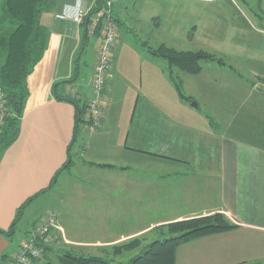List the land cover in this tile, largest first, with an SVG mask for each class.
I'll use <instances>...</instances> for the list:
<instances>
[{"label": "crops", "instance_id": "obj_1", "mask_svg": "<svg viewBox=\"0 0 264 264\" xmlns=\"http://www.w3.org/2000/svg\"><path fill=\"white\" fill-rule=\"evenodd\" d=\"M98 1L53 0L49 10L41 18L42 25L48 31L47 47L28 78L29 96L20 121L19 138L0 154V229L10 228L18 209L26 201L44 191L39 198L49 192L56 174L80 154L87 157L86 163L113 164L117 169L125 168L126 170L117 172L132 176L140 184L148 183L149 192L153 193L158 186V175L153 174L156 167L165 169L170 166V171L159 179L165 180V183L162 182L164 186L172 187L176 195L205 196L204 188L217 184L218 203L215 206L204 208L203 212L190 216H177L172 221L221 212L239 227L180 246L176 264H252L262 260L264 129L233 127V122L221 133L218 127L214 129L211 126L208 119L204 123H195L191 117L195 116V109L199 110V104L195 108L192 106L194 98L188 103L174 94L165 72L166 65L160 63L150 52L147 54L149 59H145V71L139 77V83H144V74L149 79L146 92L140 90L137 94L126 92L125 87L118 89L121 77L117 65L114 66L105 90L102 125L98 129L91 130L87 123L77 125L74 105L59 99L74 97L87 104L92 97L91 79L97 64L99 39L94 38L95 43L91 46L90 38L85 42L84 20L77 23L73 18L79 12L90 14L97 7ZM105 1L118 23L117 44L132 35L134 40L126 39L139 52L143 50L140 51L139 47L142 46L140 42L136 43L135 36L146 39L147 51L150 47L156 49L166 42H160L159 46L150 45V32L154 31L151 29L154 22H157L156 27L159 28L167 26L165 29L170 30L173 35V30L178 31L179 26L174 21L184 15L182 11L174 12L173 0L169 1L170 7L165 13L157 5V0ZM193 1L202 4L220 0ZM60 15H69L70 18L61 19L58 17ZM166 21L168 25H165ZM259 21L264 25L263 17ZM203 26L204 23H198L194 29L198 31ZM257 31L264 33V30ZM218 50L220 48L213 51L220 53ZM238 53L237 50L235 56L242 58L243 54L237 55ZM228 56L229 53L222 52V57L226 59ZM246 59L243 57L242 61ZM203 75L202 71L197 77L201 78ZM253 77L256 82L252 81L251 89L264 97V71L257 66ZM83 78L85 82L82 81ZM158 88L161 90H157ZM247 116L256 122L262 119L260 116L252 117L251 114ZM241 123L246 122L243 119L238 124ZM263 123L262 121L261 126H264ZM108 149H111L110 153H106ZM136 165L142 167L138 168ZM73 166L74 163L61 174ZM85 167L94 168L90 164ZM122 186L125 190V183ZM141 188L132 192L139 196L138 199L144 193H140ZM30 208L32 205L26 208L22 220ZM101 210L105 214L109 207H101ZM124 210L121 208L115 212ZM60 219L57 213L60 225L62 222L66 223L65 219ZM37 221L38 218L18 244H13L10 239L0 235V264L4 255L15 253ZM99 234L100 236L88 241L73 239L72 242L83 247H103L115 242L107 235L105 227ZM60 235L63 234L59 231L53 232L54 241L47 252V258L43 257L39 264H60V257L70 251L57 247L63 244L62 239L55 242ZM124 238L122 235L120 239ZM67 242L71 243L69 240Z\"/></svg>", "mask_w": 264, "mask_h": 264}, {"label": "rangeland", "instance_id": "obj_2", "mask_svg": "<svg viewBox=\"0 0 264 264\" xmlns=\"http://www.w3.org/2000/svg\"><path fill=\"white\" fill-rule=\"evenodd\" d=\"M5 1L0 0V33L5 25L3 22ZM169 1L157 0V5L164 13L170 7ZM173 6L174 12L182 11L184 14L174 21L179 23L178 31L173 30L175 33L171 35L170 30L165 29L167 26L159 28L156 27L157 22H154L151 28L154 31L150 32L151 46L153 44L159 46L160 42H166L161 44L182 51L203 50L218 58H224L222 52L229 53V56L224 58L222 66L218 61L203 62L204 75L201 78L179 74L177 69L174 70L180 75L179 80L184 96L191 100L194 98L195 103L199 104V110H194L196 114L191 117L192 120L195 123L201 121L204 123L205 119H208L211 126L214 129L218 127L221 133L225 127H228L227 125H232L233 122H235L233 127L264 129V126H261V122H264V97L251 89L252 81L256 82L253 73L257 70V66L264 71V33L257 31L264 30V25L259 21L260 17L264 18V0H220L202 4L193 0H173ZM198 23H204V26L196 31L194 26ZM165 25H168V21ZM126 38L134 40L132 35L123 38L122 42L116 45L113 56L112 71L117 65V70L123 80L120 79L122 83H118V89L125 87L126 92L137 93L140 90L146 92L149 79L144 74V84L139 83V77L141 72L145 71L147 63L145 59H149L148 44L145 43L144 37L135 36L136 43L140 42L142 46L139 47L140 51H144V53L139 52L135 49L136 46ZM90 42V46L95 43L93 37L90 38ZM216 48H220L218 50L220 53L213 51ZM150 49L153 48L150 47ZM237 50L239 51L237 55L243 54V57L247 58L246 61H242L243 57L235 56ZM156 59L166 65L164 60ZM0 61L3 62L2 57ZM166 70L168 73V68ZM82 81L85 82L84 78ZM170 83L174 94L180 97L173 83L171 81ZM161 89L163 91V87ZM250 114L252 117L260 116L262 119L258 122L250 120V116H247ZM243 119L246 123L238 124ZM110 152L111 149H108L106 153ZM86 158L79 154L73 161L74 166L58 176L60 178L50 191L40 198L37 197V200L35 199L29 205V207L32 205V208L26 212L15 234L10 238L13 244H18L26 236L29 227L37 218L39 221L34 224V230L43 220L55 216L56 223L53 232L59 231L63 234L55 240V242L60 239L63 241V244L58 243L57 247L87 255H99L104 250L105 256L125 260L128 256H134L139 249L133 251L134 253L116 255L115 247H120L137 238L143 241L144 247L153 240L162 238L164 235L162 227L173 222L172 219L177 216H190L203 212L204 208L210 209L218 203L216 183L208 189L204 188L205 196H180L176 195L172 187L166 188L163 184L165 180L162 181L159 177L169 172L168 167L170 166L165 169L157 167L154 169V176L158 175L156 181L158 186L156 192L153 193V191L149 192L148 183L140 184L132 176L117 172L126 170L125 168H99L93 166L96 165L94 163H86L88 162ZM87 164L94 168L85 167ZM107 165L114 166L113 164ZM141 167L142 165L138 168ZM122 183H125V190ZM139 187H142L140 193H144L138 199L139 196L133 195L132 192L133 190L136 192ZM101 207H109V210H106L104 214ZM121 208L125 210L116 213V210ZM57 213L60 220L65 219L67 224L62 222L60 225ZM104 227L110 239H113V242L115 240L114 243L110 242L103 247H83V245L72 242L73 239L88 241L95 236H100L99 232L104 230ZM122 235L125 236L123 240L120 239ZM66 239L71 243L69 244ZM263 252L264 250L261 252L262 260L252 264L259 262L264 264ZM127 264L130 263L127 262Z\"/></svg>", "mask_w": 264, "mask_h": 264}, {"label": "trees", "instance_id": "obj_3", "mask_svg": "<svg viewBox=\"0 0 264 264\" xmlns=\"http://www.w3.org/2000/svg\"><path fill=\"white\" fill-rule=\"evenodd\" d=\"M52 2L53 0L5 1L3 18L5 25L2 27V32L0 33V58H3V62L0 61V87H2L6 94L7 109L6 116L3 118L0 126V154L10 148L19 138L20 121L29 96L28 78L42 59L47 47L48 31L42 25L41 18L43 14L49 10ZM104 9H108L107 2L105 0H99L97 7L85 17L83 23L86 27L84 36L85 42L91 37H100V30H98L94 36L89 34L88 21L92 15ZM148 51L153 56L166 62V75L175 86L180 98L185 102H190L191 98L184 96L181 90L179 74L197 76L202 73L203 62L206 61H218L220 64H224L223 58H218L217 56L203 50L182 51L169 47L166 44H162L156 49L149 48ZM167 68L168 73L166 70ZM175 69L179 71V74H177V71L175 73ZM111 74L112 71L109 76H111ZM59 99L74 105L76 109L77 125L87 123L86 116L88 102L87 104L81 103L80 99L74 97H64ZM72 164L73 161L70 160V162H68V164L56 174L49 189H51L56 183L58 176L64 170L69 169ZM93 166L117 169V167L107 164H96ZM44 192L40 193V195L44 194ZM40 195L26 201V203L18 209L16 218L10 228L7 230L0 229V235L8 239L12 238L18 228V224L22 220L26 208ZM238 227V225L231 222L227 216L221 212L176 220L162 227L161 230H163L164 233L162 238L153 240L144 247L143 241L138 238L133 239L120 247H115L116 255H122L127 252L132 253L139 249L135 252L134 256H128L125 260H117L105 256L104 250L100 252L99 255L77 254L68 251L60 257L59 263L127 264L128 262L130 264H176L177 251L180 246L199 238L230 232ZM49 249L50 246L46 248L43 257L47 258V252ZM12 255H4L1 259V264H7ZM42 261L43 258L37 261V264Z\"/></svg>", "mask_w": 264, "mask_h": 264}, {"label": "built area", "instance_id": "obj_4", "mask_svg": "<svg viewBox=\"0 0 264 264\" xmlns=\"http://www.w3.org/2000/svg\"><path fill=\"white\" fill-rule=\"evenodd\" d=\"M201 1V0H200ZM108 9L101 10L89 18L88 32L96 35L101 31L98 46V62L91 79L92 97L88 101L86 121L91 130H96L102 125L103 108L105 103V90L112 71L114 49L119 39L118 23ZM87 14L79 12L74 16L77 23H82ZM61 19L70 18L69 15L58 16ZM72 18V17H71ZM6 94L0 87V125L6 112ZM44 222V223H43ZM56 217H48L35 228L31 235L26 238L7 264H37L44 256L45 250L53 242V230Z\"/></svg>", "mask_w": 264, "mask_h": 264}, {"label": "water", "instance_id": "obj_5", "mask_svg": "<svg viewBox=\"0 0 264 264\" xmlns=\"http://www.w3.org/2000/svg\"><path fill=\"white\" fill-rule=\"evenodd\" d=\"M192 106H194L195 108L198 107L197 103H193Z\"/></svg>", "mask_w": 264, "mask_h": 264}]
</instances>
